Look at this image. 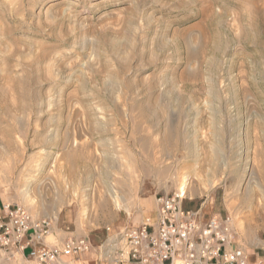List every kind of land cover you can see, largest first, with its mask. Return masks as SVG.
I'll use <instances>...</instances> for the list:
<instances>
[{
	"label": "rangeland",
	"instance_id": "374dc122",
	"mask_svg": "<svg viewBox=\"0 0 264 264\" xmlns=\"http://www.w3.org/2000/svg\"><path fill=\"white\" fill-rule=\"evenodd\" d=\"M179 191L264 237V0H0V214Z\"/></svg>",
	"mask_w": 264,
	"mask_h": 264
},
{
	"label": "built area",
	"instance_id": "2783aa9c",
	"mask_svg": "<svg viewBox=\"0 0 264 264\" xmlns=\"http://www.w3.org/2000/svg\"><path fill=\"white\" fill-rule=\"evenodd\" d=\"M184 194L174 192L157 198L155 222L146 218L136 228L121 233L128 244L132 264H264L251 261L240 248H232L237 232L230 216L205 217L202 209L185 213ZM49 218L35 219L19 205H4L0 214V252L4 259L28 250L36 264H56L63 257L75 261L88 253L87 239H71L62 246H49Z\"/></svg>",
	"mask_w": 264,
	"mask_h": 264
},
{
	"label": "crops",
	"instance_id": "0c3cea01",
	"mask_svg": "<svg viewBox=\"0 0 264 264\" xmlns=\"http://www.w3.org/2000/svg\"><path fill=\"white\" fill-rule=\"evenodd\" d=\"M156 194H151L147 197H140L135 192L132 195V200L127 211V216L119 224L117 228H112L113 225H107L106 233L101 236L92 235L94 229L82 227L76 224L73 227L67 224L66 221L61 224L58 222L52 223L51 234L45 239L49 246H62L66 241L71 239H87L91 244V249L84 254L80 260L75 261L72 258L63 257L56 264H132L130 262V254L128 244L122 235L125 228L139 227L146 218H150L155 222L158 212V204ZM186 196L183 200L182 210L185 213L195 212L199 210V203L196 197ZM236 242L232 248L242 249L251 261L260 260L264 263V237L255 231L239 230L237 231ZM28 250L24 254L16 255L15 258L5 260L4 254L0 252V264H36L34 260L28 257Z\"/></svg>",
	"mask_w": 264,
	"mask_h": 264
},
{
	"label": "bare ground",
	"instance_id": "6f19581e",
	"mask_svg": "<svg viewBox=\"0 0 264 264\" xmlns=\"http://www.w3.org/2000/svg\"><path fill=\"white\" fill-rule=\"evenodd\" d=\"M183 191H184V189H183ZM183 194H184V192H182Z\"/></svg>",
	"mask_w": 264,
	"mask_h": 264
}]
</instances>
